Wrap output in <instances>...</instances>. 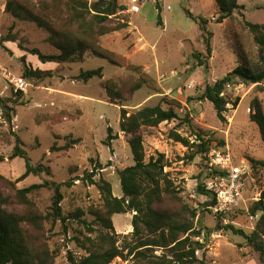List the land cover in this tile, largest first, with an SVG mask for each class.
Instances as JSON below:
<instances>
[{"label": "rangeland", "instance_id": "1", "mask_svg": "<svg viewBox=\"0 0 264 264\" xmlns=\"http://www.w3.org/2000/svg\"><path fill=\"white\" fill-rule=\"evenodd\" d=\"M41 1L50 0H34L35 3ZM117 1L126 10L111 18L108 24L130 23L136 19L141 31L137 28L132 32L129 24L125 30L102 37L101 45L116 53L119 59H125V66L113 65L91 53L86 54L84 63H41L26 50L58 53L47 42L48 34L31 22L12 17L6 12V0H0V65L17 76L23 74L25 66L47 73L42 80H29L27 92L21 97H17L18 94L0 75V97L17 101V104H9L15 108L12 125L5 123L0 110V155L6 157V161L0 164V175L14 183H0L3 192L12 198V204L7 209L23 213V207L15 199L17 189L42 184L46 180L59 184L70 182L71 187L61 188L64 195L61 204L63 214L68 217L80 210L85 215L81 221L59 222L55 227L46 223L44 241L52 249L59 250L57 264H68L70 255H85L73 239H83V235H88L89 228L97 229L93 226L94 216L91 213L103 205V197L97 186L84 181L86 173H95L96 181L100 177L109 181L114 196L121 198L123 192L119 171L134 165L129 146L133 135H125L120 130L121 108L133 113L163 104L167 98L176 99L181 104L177 121L163 123L157 128H144L136 133L144 139L146 161L163 155L167 165L164 173L173 181L182 204L197 211L196 228L203 231L197 240L205 243L198 257L205 264H261L259 254L244 237L225 229L219 230L218 226L232 224L246 233L254 228L258 217L254 221L247 219L245 209L250 208L255 201L253 199L264 191V168L252 170L245 183V201L225 216L224 222H220V216L207 210L210 198L199 190L200 185L207 180L205 154L201 153L192 160L191 156L197 147L186 148L174 142L170 139V132L177 131L191 144H201L197 140L200 134L205 140H211L212 146H228L238 165L243 161L251 164V160L264 161L261 131L256 123L251 122L255 100L260 101L264 111V83L260 86L245 85L243 89L239 88L240 83L232 85L228 98L231 103L237 98L241 102L235 116L234 111H228L224 113V119L218 116L213 104L200 100L208 84L214 85L239 66L240 53H246L258 61V47L241 22L245 17L251 23L264 24V0H239L244 6L243 10L221 24L218 23L219 9L215 0H139L136 5L140 13L132 12L134 4L131 0ZM186 10L197 19L208 22L206 28L212 33V36L205 35L210 38L212 46L208 68L200 67L198 60L193 57L194 53L207 55V51L199 22L191 19ZM7 37H16L18 41L5 42ZM131 65L140 70H133ZM99 68L104 70L102 79L95 78L89 83L78 79L82 72ZM140 79H144V86L131 95L130 89ZM109 80L117 83L118 92L123 95L122 101L109 98L103 88V83ZM232 118L234 120L231 123L229 119ZM109 128L113 129L114 136H118L112 148L104 144ZM15 134L21 138L32 164L42 163L50 169V174L39 177L31 175L16 183L26 172V162L21 158L13 161L8 159L16 145ZM73 139H81V143L69 152L53 150L55 146L61 148ZM222 143L225 146L222 147ZM54 196L52 189L42 190L34 196L42 213L50 211ZM180 207L181 204L170 200L159 206L170 210ZM134 214L114 216L117 234L127 235L133 231ZM235 216L238 218L234 219ZM208 231L212 233L206 239L204 235ZM92 237L95 238V235ZM161 254L162 251L157 252V255ZM112 264L130 263L118 258Z\"/></svg>", "mask_w": 264, "mask_h": 264}, {"label": "trees", "instance_id": "2", "mask_svg": "<svg viewBox=\"0 0 264 264\" xmlns=\"http://www.w3.org/2000/svg\"><path fill=\"white\" fill-rule=\"evenodd\" d=\"M215 2L219 9L218 23L220 24L231 19L236 12L244 8L239 0H215ZM125 10V7L120 6L117 0L94 2L50 0L39 3H35L34 0H6L7 13L19 21L31 22L45 31L48 34L47 42L58 51L56 54H44L39 49L26 50L43 64L84 63L86 54L91 53L113 65L125 66V59H119L116 53L101 45L102 37L129 27V23L126 22H119L113 26L108 24L111 18ZM186 12L191 19L199 22L207 51V55L194 53L193 57L198 60L200 67L208 68V58L212 54L210 38L205 36L206 34L212 36L206 28L208 22L205 19H197L188 10ZM241 24L253 36V41L259 51L258 61H254L246 53H240L239 66L214 85L208 84L200 97V100L213 104L218 116L222 119L225 117L227 105L231 103L228 96H221L228 85L243 83L246 86H260L264 83V24L251 23L245 17ZM17 41L16 37L5 39V42L16 43ZM4 49L9 52L6 47ZM130 67L136 71L140 70L133 65ZM103 72L102 68L85 71L79 75L78 79L89 83L95 78L102 79ZM45 75H47L45 71L33 70L30 66H25L23 74L19 76L28 82L32 79L42 80ZM144 84V79H140L132 86L130 94L140 90ZM103 88L109 98L123 100V95L118 92V85L115 81L104 82ZM21 96L23 92L17 95V97ZM240 102L241 100L237 98L232 104L238 108ZM10 103L17 104V101L0 97L2 118L5 123L12 125L15 108L10 107ZM253 107L255 112L251 114V122L259 126L264 141L263 107L259 100L253 102ZM179 109H181V104L176 99L168 98L164 99L163 104L145 107L133 113L121 108L120 130L125 135H133L129 140V146L134 165L119 171L123 192L121 198L114 196L113 187L109 181L103 177L96 181L95 173H86L84 181L97 186L103 197V205L91 213L94 216L93 226L97 229L89 228L88 235H83V239L78 237L73 239L85 255L81 257L70 255L68 264H112L118 258L130 264H205L198 257V253L205 248V243L197 240L203 235L202 229L196 228L197 211L182 204V199L173 181L169 179L168 174L164 173L167 165L163 155L157 158L151 157L149 161H146L144 139L142 135L136 134L144 128H157L163 123L177 121ZM108 133L104 144L112 148L113 141L117 140L118 136H114L112 128L108 129ZM15 137L16 145L8 159L13 161L21 158L26 162V172L16 183L26 180L31 175L39 177L45 173L50 174V169L42 163L32 164L21 138L17 134ZM197 138L201 144H191L189 139L175 130L170 132V139L174 142L186 148L197 147L191 156L192 160L201 153H204L207 158L209 151L216 147L211 145V140H205L200 134ZM80 143L81 139H73L67 141L61 148L55 146L53 150L69 152ZM223 145L224 143L222 147ZM225 148L220 147L219 149ZM5 161L6 157L0 155V164ZM251 162L254 169L264 168V161L251 160ZM206 167L208 171L207 162ZM206 175L209 178V173ZM205 182L200 185L199 190L202 195L210 198L207 210L212 211L210 208L216 204V201L212 192L206 189ZM0 183L14 185L2 175H0ZM62 186L71 187V183L59 184L46 180L42 184L17 189L15 199L23 207V213H15L7 209V206L12 204V198L6 195L0 187V264H57L59 250L52 249L49 243L44 241L46 223H51L55 227L59 222L81 221L85 215L79 210L68 217L64 216L61 206L64 200L61 192ZM45 189H52L55 192L52 207L47 214L40 211L34 200V196ZM166 200L179 203L181 207L175 210L159 208ZM231 212L219 215L220 222H224L225 216ZM130 213H135L132 219L133 231L127 235L117 234L113 221L114 216ZM245 213L247 219L251 221L258 217L250 233L232 224L219 225L218 229H225L234 235L244 237L252 249L259 254L260 263L264 264V191L261 192L259 200L253 201L250 208L245 209ZM237 218L235 216L234 219ZM83 223L87 224L84 221ZM211 233L212 231H208L204 237L207 239ZM93 235L95 238L92 237ZM158 251H162V254L157 255Z\"/></svg>", "mask_w": 264, "mask_h": 264}, {"label": "built area", "instance_id": "3", "mask_svg": "<svg viewBox=\"0 0 264 264\" xmlns=\"http://www.w3.org/2000/svg\"><path fill=\"white\" fill-rule=\"evenodd\" d=\"M134 6L132 12L137 13L140 8L136 5L139 0H131ZM1 78L18 94L26 93L29 83L21 76L15 75L7 68L0 65ZM1 79V80H2ZM239 88H245V84H240ZM232 90V85H228L222 97L228 96V92ZM238 108H235L232 103L227 105L226 112H233L234 116ZM235 118V117H234ZM234 118L229 119L231 123ZM207 164L209 178L205 182L206 189L211 191L216 204L210 208L215 215L227 214L240 207V203L244 202L246 191V179L251 175L253 165L248 161H243L241 164H236L232 153L228 146L225 149L213 147L207 154ZM251 164V165H250ZM258 198L253 200H259ZM254 220V219H252Z\"/></svg>", "mask_w": 264, "mask_h": 264}, {"label": "crops", "instance_id": "4", "mask_svg": "<svg viewBox=\"0 0 264 264\" xmlns=\"http://www.w3.org/2000/svg\"><path fill=\"white\" fill-rule=\"evenodd\" d=\"M134 6V5H133ZM137 13H140V11L139 12H137ZM134 17V16H133ZM132 18V17H131ZM132 19H134V18H132ZM130 24V27H129V29L133 32H135L136 30H137V28H138V30L139 31H141V28L140 27H138L137 26V22H136V19H135V22H130L129 23ZM161 24V23H160ZM142 39H143V37H142ZM252 229H253V227H252ZM129 232H131V230L129 231Z\"/></svg>", "mask_w": 264, "mask_h": 264}, {"label": "water", "instance_id": "5", "mask_svg": "<svg viewBox=\"0 0 264 264\" xmlns=\"http://www.w3.org/2000/svg\"><path fill=\"white\" fill-rule=\"evenodd\" d=\"M14 58H15L16 60L20 61V59H19L18 57L15 56Z\"/></svg>", "mask_w": 264, "mask_h": 264}]
</instances>
